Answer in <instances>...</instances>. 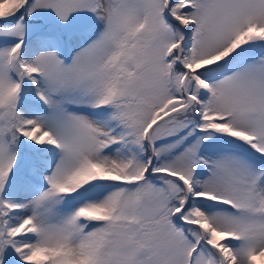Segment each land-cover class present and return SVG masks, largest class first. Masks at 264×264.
I'll return each instance as SVG.
<instances>
[{"label": "snow or ice", "instance_id": "1", "mask_svg": "<svg viewBox=\"0 0 264 264\" xmlns=\"http://www.w3.org/2000/svg\"><path fill=\"white\" fill-rule=\"evenodd\" d=\"M0 264H264V0H0Z\"/></svg>", "mask_w": 264, "mask_h": 264}]
</instances>
